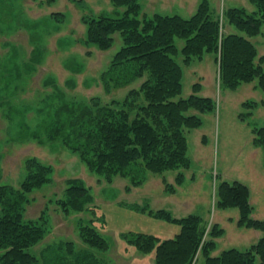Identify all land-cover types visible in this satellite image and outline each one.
I'll return each mask as SVG.
<instances>
[{
    "label": "rangeland",
    "instance_id": "1",
    "mask_svg": "<svg viewBox=\"0 0 264 264\" xmlns=\"http://www.w3.org/2000/svg\"><path fill=\"white\" fill-rule=\"evenodd\" d=\"M199 2L139 0V19L155 13L189 18ZM209 2L214 18L225 24L224 33L236 31L227 24L225 11L243 8L251 15L258 12V6L250 0ZM123 11L112 0H0V185L19 189L30 159L50 167L53 173L49 183L27 195L25 217L36 219L46 211L48 230L31 252L39 264H82L85 259L92 264H150L146 258L153 253H139L122 236L127 231H141L161 240L174 237L180 226L154 217L153 211L159 209L171 211L176 219L199 215L207 229L217 223L224 234L216 240L213 255L230 248H248L261 233L237 227V209H218L215 193L221 181L243 183L250 190L252 217L264 220V153L253 145L251 132L252 127H264V91L256 79L235 89L223 88L212 53L195 58L189 65L177 58L183 69V88L178 97L191 95L193 85L198 83V94L213 98L215 109L198 114L202 119L199 128L185 130L190 167L162 174L139 167L114 174L96 171L94 161L84 160L94 156L86 154L85 142L73 133L74 117L67 109L58 115L68 105L75 107L76 116L78 107H88L93 100L111 107L125 100L135 107L143 103L139 87L145 76L133 78L131 67L116 69L112 64L122 46L121 35L115 33L106 50L87 41L91 18H116ZM55 14L59 16L53 17ZM250 39L258 55H264V20L258 34ZM175 44L180 49L184 41L175 38ZM122 70L126 73L118 75ZM247 101L255 102L256 108L243 107ZM240 114L251 115L240 121ZM89 124L86 117L77 127L84 132L90 129ZM179 172L185 175L184 184L176 186L175 193L167 192L164 182L175 184ZM132 176L144 180L135 186ZM74 181L88 190L87 202L83 211L69 208L66 213L58 201L64 197L68 183ZM144 206L148 210H143ZM87 225L105 238L109 247L106 252L89 248L82 240L80 228ZM136 254L145 260H133ZM192 264H204L203 258L195 257Z\"/></svg>",
    "mask_w": 264,
    "mask_h": 264
},
{
    "label": "trees",
    "instance_id": "2",
    "mask_svg": "<svg viewBox=\"0 0 264 264\" xmlns=\"http://www.w3.org/2000/svg\"><path fill=\"white\" fill-rule=\"evenodd\" d=\"M250 1L258 6V12L252 15L243 8L225 11L227 24L236 30L229 33H224L225 24L214 18L209 0H200L189 18L155 13L150 18L139 19V0H112L114 5L124 8L120 16L91 18L87 29L88 43L106 50L110 48L113 35L119 33L122 46L113 58V66L117 69L127 65L131 67L133 78L145 77L139 87L143 103L138 107L126 100L119 104L115 102L116 107L103 106L93 100L86 108L78 107L80 111L76 116L75 107L65 105L59 110L58 115L67 109V113L74 117L71 122L73 133L85 142L86 154L94 156L91 160H84L94 161L96 171L107 174L128 171L130 167H139L153 174L188 169L191 160L185 130L199 128L202 119L198 114L213 112L215 102L211 97L198 94V83L193 85L191 95L178 97L183 88V69L177 58L181 57V62L189 65L195 58L212 53L218 63L223 88L235 89L241 83L256 79L264 91V55H258L250 39L258 34L261 20H264V0ZM175 38L184 41L180 49ZM120 73L123 75L126 71L122 70L118 75ZM255 104L247 101L243 107L256 108ZM250 115L240 114L238 117L245 121V116ZM86 117L90 118V129L82 132L77 125ZM251 132L253 145L264 153V127H252ZM25 169L26 175L19 189L0 185V264H39L31 248L48 233L44 221L46 211L36 219L26 218L24 211L29 201L27 195L52 180V169L39 165L34 159L26 161ZM132 177L135 186L144 180L143 177ZM184 181L185 175L179 172L175 184L164 182L165 189L175 193L176 186H182ZM67 187L58 204L66 213L69 208L83 211L88 190L75 181L68 183ZM215 195L218 209H237V227L261 233L255 243L244 250L230 248L213 255L216 240L224 234L217 223L207 229L199 215L189 214L176 219L165 209L153 211L152 215L178 224L180 230L174 237L161 240L149 233L127 231L122 238L139 253H153L155 264H192L199 255L204 264H264V220L252 217L249 188L239 181H221L216 186ZM143 210L148 208L144 206ZM80 233L89 248L105 252L109 249L105 238L90 225L80 228ZM84 263L92 264L86 259Z\"/></svg>",
    "mask_w": 264,
    "mask_h": 264
},
{
    "label": "crops",
    "instance_id": "3",
    "mask_svg": "<svg viewBox=\"0 0 264 264\" xmlns=\"http://www.w3.org/2000/svg\"><path fill=\"white\" fill-rule=\"evenodd\" d=\"M184 184V183H183ZM182 184V185H183ZM171 238V237H170ZM137 255V257H136V259L134 258L133 260H135V261H137L138 263L140 262V263H142L145 259H143V260H140V259H138V257H142L141 255H139V254H136ZM148 261L147 262H149L150 264H154V260H153V257L151 256V258H146ZM135 261H133V263H135ZM144 263V262H143ZM142 263V264H143Z\"/></svg>",
    "mask_w": 264,
    "mask_h": 264
}]
</instances>
